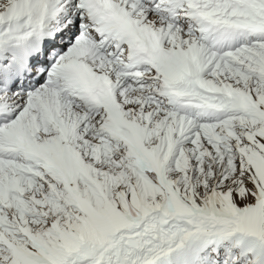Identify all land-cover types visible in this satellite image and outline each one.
Here are the masks:
<instances>
[{
  "label": "snow or ice",
  "instance_id": "1",
  "mask_svg": "<svg viewBox=\"0 0 264 264\" xmlns=\"http://www.w3.org/2000/svg\"><path fill=\"white\" fill-rule=\"evenodd\" d=\"M0 264H264V0H0Z\"/></svg>",
  "mask_w": 264,
  "mask_h": 264
}]
</instances>
